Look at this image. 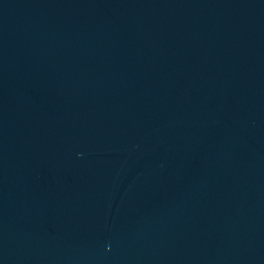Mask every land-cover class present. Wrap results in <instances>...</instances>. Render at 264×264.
Returning a JSON list of instances; mask_svg holds the SVG:
<instances>
[{
  "label": "water",
  "instance_id": "95a60500",
  "mask_svg": "<svg viewBox=\"0 0 264 264\" xmlns=\"http://www.w3.org/2000/svg\"><path fill=\"white\" fill-rule=\"evenodd\" d=\"M0 264H264V0H0Z\"/></svg>",
  "mask_w": 264,
  "mask_h": 264
}]
</instances>
